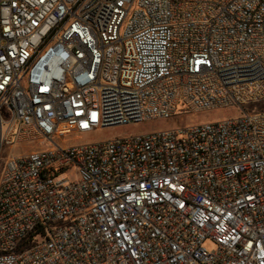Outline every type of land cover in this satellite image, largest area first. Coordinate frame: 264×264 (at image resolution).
<instances>
[{
    "label": "built area",
    "instance_id": "1",
    "mask_svg": "<svg viewBox=\"0 0 264 264\" xmlns=\"http://www.w3.org/2000/svg\"><path fill=\"white\" fill-rule=\"evenodd\" d=\"M259 103L264 0H0V264H264Z\"/></svg>",
    "mask_w": 264,
    "mask_h": 264
},
{
    "label": "rangeland",
    "instance_id": "2",
    "mask_svg": "<svg viewBox=\"0 0 264 264\" xmlns=\"http://www.w3.org/2000/svg\"><path fill=\"white\" fill-rule=\"evenodd\" d=\"M247 113L264 111V103H259L255 105H248L245 107ZM185 108L182 105H178L177 114L170 119H153L136 124H130L126 126H117L104 130H97L94 133H86L76 135L75 137H69L71 143H84L92 142L95 140H108L115 137H122L128 135H136L142 133H148L152 131L164 130L174 127H179L182 125L192 124V123H205V122H215L222 121L229 118H234L239 116L242 112L237 108H224L217 110H210L205 112H185ZM5 112V109H3ZM68 138V139H69ZM45 142H34V143H23L21 145H14L11 147H4L0 151V178L4 170L6 158L17 156L19 154L28 153L32 150L39 149L40 146H44ZM63 179H69L73 177V173H63L60 175ZM205 246L208 249L213 247L212 243L206 242Z\"/></svg>",
    "mask_w": 264,
    "mask_h": 264
}]
</instances>
